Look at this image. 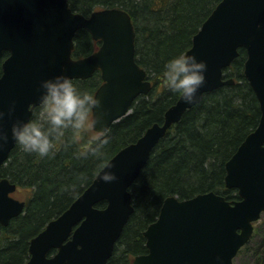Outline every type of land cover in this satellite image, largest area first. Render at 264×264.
I'll return each mask as SVG.
<instances>
[{"label": "water", "instance_id": "obj_1", "mask_svg": "<svg viewBox=\"0 0 264 264\" xmlns=\"http://www.w3.org/2000/svg\"><path fill=\"white\" fill-rule=\"evenodd\" d=\"M87 29L99 48L90 55L73 58L74 37ZM136 32L129 12L105 7L89 15L74 11L68 0H0V55L8 51L0 76L2 122L11 136L17 116L27 118L39 106V82L64 71L73 79H87L101 71L96 90L103 101L104 116L92 110V127L98 131L127 115L134 100L147 94L152 82L136 61ZM245 48L244 74L261 108L256 128L240 143L226 162L225 183L238 188L240 199L230 201L215 191L180 199L165 198L158 218L144 231L146 254L134 264H234V257L251 238L254 222L264 213V0H220L194 34L186 52L207 61L206 79L197 99L186 103L181 95L135 141L111 159L116 179L96 176L92 183L59 216L31 239L27 264H107L115 243L134 212L131 185L147 164L152 151L185 111L199 103L206 92L234 84L224 69ZM15 101V111L7 114ZM16 142L11 138L0 148V168ZM17 184L0 177V224L7 226L19 216L25 201L10 196ZM102 200L103 208L96 207ZM79 223V224H78ZM76 228L74 229V226ZM58 248L48 256L51 248Z\"/></svg>", "mask_w": 264, "mask_h": 264}, {"label": "trees", "instance_id": "obj_2", "mask_svg": "<svg viewBox=\"0 0 264 264\" xmlns=\"http://www.w3.org/2000/svg\"><path fill=\"white\" fill-rule=\"evenodd\" d=\"M219 1L68 0L74 11L84 15L104 7L127 10L136 31V60L153 81L149 93L138 96L130 113L107 131L111 140L105 147L106 159L110 160L126 144L137 140L151 124L163 121L166 110L180 95L166 87L164 64L171 55L191 47L194 34ZM74 42V57L89 55L100 44L84 28L77 31ZM7 55L8 51L0 55V76ZM246 59V50L240 48L238 57L224 70L226 78L233 77L235 83L205 93L160 139L130 188L135 210L108 264H132L129 256L146 249L143 232L156 220L167 196L188 198L214 190L230 200L240 198L237 188L226 187V161L256 128L261 117L259 100L244 74ZM74 81L94 95L102 83L101 72ZM95 134L89 127L80 133L78 141H70L66 147L63 140H58L55 154L44 157L23 151L19 144L12 149L0 168V176L32 193L24 213L12 218L7 226L0 225V264H26L31 238L92 183L97 176L96 158L90 152L85 155L80 152ZM72 135L69 130V140ZM72 184L76 185L75 190L66 189V185ZM105 204L103 201L97 206ZM258 246L254 252L256 263L264 264V241Z\"/></svg>", "mask_w": 264, "mask_h": 264}, {"label": "clouds", "instance_id": "obj_3", "mask_svg": "<svg viewBox=\"0 0 264 264\" xmlns=\"http://www.w3.org/2000/svg\"><path fill=\"white\" fill-rule=\"evenodd\" d=\"M207 61L199 58L196 52H179L171 55L164 64L163 78L165 85L172 92L179 93L186 103L197 99L198 90L206 79ZM39 107L27 118L17 116L11 123V136L6 127L0 123V148L11 138L27 153H36L41 157L54 155L56 142L63 140L66 147L70 141H78L80 133L88 129L92 121L93 108L99 109L96 122L103 119V101L99 95L82 90L74 79L64 71L42 78L39 82ZM15 111V101L8 109L9 116ZM6 112L0 108V122ZM73 135L70 140L68 131ZM111 136L104 126L92 137L80 152L92 153L97 161V176L104 181L116 179L111 170L112 161L105 158V147ZM66 189L75 190L76 185H66ZM222 257L217 260L222 264Z\"/></svg>", "mask_w": 264, "mask_h": 264}, {"label": "rangeland", "instance_id": "obj_4", "mask_svg": "<svg viewBox=\"0 0 264 264\" xmlns=\"http://www.w3.org/2000/svg\"><path fill=\"white\" fill-rule=\"evenodd\" d=\"M92 127V124L91 126ZM32 191L27 188H17L16 192L12 195L18 199L26 200L31 196ZM264 241V214L255 223L254 233L251 240L247 245L239 251L237 256L234 258V264H257L255 258V250L259 249L258 245ZM130 262L132 263L134 255H130Z\"/></svg>", "mask_w": 264, "mask_h": 264}, {"label": "flooded vegetation", "instance_id": "obj_5", "mask_svg": "<svg viewBox=\"0 0 264 264\" xmlns=\"http://www.w3.org/2000/svg\"><path fill=\"white\" fill-rule=\"evenodd\" d=\"M95 40V39H94ZM96 41H100V40H96ZM100 46V44L98 43V46H97V48ZM96 48V49H97ZM82 57V56H81ZM76 58H78V57H76ZM17 144V143H16ZM16 146V145H15ZM227 187V186H226ZM17 188H20V186L19 187H17ZM22 188V187H21ZM228 188V187H227ZM17 190V189H16ZM16 192V191H15ZM15 192H13V193H15ZM13 193H11V195L13 194ZM202 193V192H201ZM223 195V194H222ZM13 196V195H12ZM15 197V196H14ZM189 198V197H188ZM15 218V217H14ZM10 223V222H9ZM1 225V224H0ZM78 224H76L75 226H74V229H75V227L77 226ZM2 226V225H1ZM39 233V232H38ZM37 233V234H38ZM36 234V235H37ZM35 235V236H36ZM34 237V236H33ZM32 237V238H33ZM145 246H146V238H145ZM56 248L55 247H53V248H51L49 251H48V253H47V255L48 256H50L51 254L53 255V254H55L56 252H57V250H55ZM114 250H115V248H114ZM114 250H113V253H114ZM148 252V247L146 246V249L143 251V252H141V253H139V254H145V253H147ZM113 253H112V255H111V257L113 256ZM136 255V254H135ZM110 257V258H111ZM110 258H109V260H110ZM30 259V258H29ZM109 260H108V262H109ZM132 264H133V261H132Z\"/></svg>", "mask_w": 264, "mask_h": 264}]
</instances>
